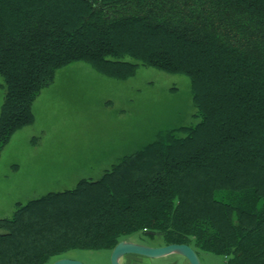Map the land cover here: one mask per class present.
<instances>
[{
  "label": "trees",
  "instance_id": "16d2710c",
  "mask_svg": "<svg viewBox=\"0 0 264 264\" xmlns=\"http://www.w3.org/2000/svg\"><path fill=\"white\" fill-rule=\"evenodd\" d=\"M79 61L116 80L140 64L183 73L201 118L97 179L16 202L0 217V264L112 251L141 232L264 264V0H0V157L56 71Z\"/></svg>",
  "mask_w": 264,
  "mask_h": 264
},
{
  "label": "rangeland",
  "instance_id": "374dc122",
  "mask_svg": "<svg viewBox=\"0 0 264 264\" xmlns=\"http://www.w3.org/2000/svg\"><path fill=\"white\" fill-rule=\"evenodd\" d=\"M136 75L116 80L84 61L59 69L50 86L33 102L34 123L14 133L0 157V217H11L16 202L97 179L125 154L200 120L189 76L140 64ZM0 75V112L5 99ZM161 245L145 233L124 240ZM165 245V244H164ZM112 251L72 250L70 258L86 264H111ZM202 264H226L222 256L199 253ZM171 253L156 259L127 255L121 264H187Z\"/></svg>",
  "mask_w": 264,
  "mask_h": 264
},
{
  "label": "water",
  "instance_id": "95a60500",
  "mask_svg": "<svg viewBox=\"0 0 264 264\" xmlns=\"http://www.w3.org/2000/svg\"><path fill=\"white\" fill-rule=\"evenodd\" d=\"M171 253L186 257L190 264H202L201 258L195 249L189 244H170L150 246L147 244H139L132 240H122L116 244L111 253V264H121V259L128 254L144 256L156 259L170 255ZM52 264H86L80 260L69 258H58Z\"/></svg>",
  "mask_w": 264,
  "mask_h": 264
},
{
  "label": "crops",
  "instance_id": "0c3cea01",
  "mask_svg": "<svg viewBox=\"0 0 264 264\" xmlns=\"http://www.w3.org/2000/svg\"><path fill=\"white\" fill-rule=\"evenodd\" d=\"M161 245H164V244H161ZM199 253H202V251H198V255H199ZM206 253V252H205ZM128 255H133V254H128ZM136 256H138V255H136ZM139 257H141V256H139ZM187 259V258H186ZM187 261V264H190L189 263V261H188V259L186 260Z\"/></svg>",
  "mask_w": 264,
  "mask_h": 264
},
{
  "label": "flooded vegetation",
  "instance_id": "af4514ba",
  "mask_svg": "<svg viewBox=\"0 0 264 264\" xmlns=\"http://www.w3.org/2000/svg\"><path fill=\"white\" fill-rule=\"evenodd\" d=\"M146 235L150 236L149 234H146ZM155 236H156V235H155ZM155 236H154V237H155ZM127 240H128V239H127ZM132 241H133V240H132ZM137 243H138V242H137ZM147 245H148V244H147ZM150 246H152V245H150ZM62 257H64V258H69V259H71V258H72V257L70 258V257H69V256H67V255H65V256H62ZM62 257H61V258H62ZM73 259H74V258H73Z\"/></svg>",
  "mask_w": 264,
  "mask_h": 264
}]
</instances>
